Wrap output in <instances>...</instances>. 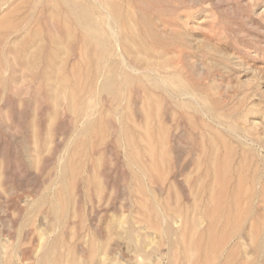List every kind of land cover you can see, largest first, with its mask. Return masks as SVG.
<instances>
[{
  "label": "rangeland",
  "instance_id": "374dc122",
  "mask_svg": "<svg viewBox=\"0 0 264 264\" xmlns=\"http://www.w3.org/2000/svg\"><path fill=\"white\" fill-rule=\"evenodd\" d=\"M100 1L0 0V264H264V0Z\"/></svg>",
  "mask_w": 264,
  "mask_h": 264
},
{
  "label": "bare ground",
  "instance_id": "6f19581e",
  "mask_svg": "<svg viewBox=\"0 0 264 264\" xmlns=\"http://www.w3.org/2000/svg\"><path fill=\"white\" fill-rule=\"evenodd\" d=\"M57 3H58V5L62 8L61 10H63L64 11V13H65V15H67L70 19H71V21H72V23H73V25L76 27V29H77V31L79 30V32H81L84 36H86V37H88V38H90V39H92V40H95V42L97 43V45H98V47L100 48V49H106V51H107V48L108 49H111V50H113L112 49V44L114 45V47L113 48H115V46H116V48H117V51H116V53L118 52V54H121V52L123 51H121V49L119 48V41H118V37L115 35V28L114 29H112L111 27H110V23H105L106 25H107V27L105 26V29H104V27H101V26H103V25H101L102 23L100 22V17L98 18L99 19V21L97 20V18H95V13H96V10L94 9V7L92 6V5H88V3L86 2V0H55ZM91 1H93V0H91ZM104 3H105V6H106V9L111 13V15L113 16V18L115 17L116 19H117V17L118 18H120L121 19V16L119 15V13L117 12V9L113 6V4L111 3V0H102ZM102 1H100V2H102ZM98 2V1H97ZM99 2V3H100ZM92 4V3H91ZM94 4V3H93ZM95 5H96V0H95ZM94 5V6H95ZM100 6V5H99ZM117 7H119V6H117ZM99 8H97V10H98ZM100 10H102L101 8H100ZM104 11H106V10H104ZM98 12V11H97ZM100 13V12H99ZM109 13V14H110ZM102 14V13H101ZM105 14V15H104ZM104 14H102L101 16H107L106 15V12L104 13ZM96 15H100V14H96ZM110 15V16H111ZM97 17V16H96ZM123 17V16H122ZM106 18H110L111 20H112V18L111 17H106ZM105 18V19H106ZM102 19V18H101ZM56 20V19H55ZM107 21V20H106ZM101 24H100V23ZM103 22V21H102ZM109 22H110V20H109ZM114 22V21H113ZM117 25V24H116ZM1 27V26H0ZM9 26H7V28H8ZM6 28V29H7ZM107 28V29H106ZM117 28V27H116ZM9 29V28H8ZM7 29V30H8ZM11 29H12V27H11ZM62 30V29H61ZM67 31V30H66ZM119 31V30H118ZM65 32V31H64ZM119 33V32H118ZM117 34V33H116ZM123 37V36H122ZM134 37H136V36H134ZM118 38V39H117ZM121 45H122V43H121ZM128 46V45H127ZM13 48V47H12ZM115 48V49H116ZM126 48V47H125ZM130 49H131V47H130ZM18 50V49H17ZM126 50H127V48H126ZM41 51V50H40ZM39 53V52H38ZM123 53V52H122ZM115 55V54H114ZM123 55V54H122ZM122 55H120V56H122ZM49 56V55H48ZM125 56H128V55H125ZM47 57V56H46ZM51 57V56H50ZM123 57H124V55H123ZM37 58V57H36ZM127 57H125V59H126ZM47 59H48V57H47ZM121 59H123V58H121ZM130 59V58H129ZM127 60V59H126ZM145 60V59H144ZM39 61V60H38ZM41 61H42V59H41ZM40 61V62H41ZM123 61H124V59H123ZM143 61V60H142ZM141 61V62H142ZM39 62V63H40ZM32 63V62H31ZM45 63V62H44ZM127 63H128V61H127ZM129 63H130V61H129ZM137 62H134V64H136ZM146 63H147V61H146ZM52 64V63H51ZM122 64H123V62H122ZM121 64V65H122ZM126 63H125V61H124V65H125ZM132 64V63H131ZM133 64V65H134ZM137 64H139V62L137 63ZM32 65V64H31ZM36 65V64H35ZM123 65V66H124ZM127 65V64H126ZM48 66V64L46 65V67ZM128 66V65H127ZM32 67H34V65H32ZM137 67H141L140 65L138 66L137 65ZM47 68H51V66H49V67H47ZM126 68H130V67H126ZM133 68H135V67H133ZM133 68H131V71L133 72ZM136 70H138V68H135ZM129 71H130V69H129ZM130 71V72H131ZM125 72V74L123 75V73ZM124 72H122V77H123V79H124V81H126L124 84L125 85H129L130 83V77H132V74H128V71H124ZM127 72V73H126ZM134 73V72H133ZM107 75H105V77L104 78H102L103 80L101 81V85H100V87H101V90H103L104 92H106L107 90H112V88H114V86H115V80H113L114 78H113V75H115V74H108V73H106ZM102 75V74H101ZM100 75V77H102ZM121 75H119V76H121ZM134 76V75H133ZM122 77H120V78H122ZM134 77H136V76H134ZM136 79V78H135ZM99 80H100V78H99ZM122 80V79H121ZM131 80H133V79H131ZM136 80H138V79H136ZM127 81H129L128 83L129 84H127ZM136 82V81H135ZM138 82H139V80H138ZM98 83H99V81H98ZM97 85V84H96ZM98 87V86H97ZM111 90L109 91V92H111ZM73 98V97H72ZM72 101V100H71ZM73 102V101H72ZM71 102V103H72ZM73 105V104H72ZM218 154V153H217ZM211 156H212V153L210 154ZM213 155H214V153H213ZM211 156H210V159H211ZM217 158V157H216ZM213 159V158H212ZM219 160V159H218ZM225 162H229V161H226L225 159H223ZM229 160V159H228ZM221 162L222 164L224 163V164H226L225 162ZM216 163H218V161H216ZM221 163H220V165H221ZM224 164L223 165H221V169H222V167H224ZM230 164V162L228 163V165ZM220 165H218V166H220ZM242 165V164H241ZM213 166V165H212ZM230 166V165H229ZM216 167H217V165H216ZM225 167H226V165H225ZM243 167V166H242ZM218 168V167H217ZM215 170H217V171H219V169H215ZM262 170V169H261ZM222 172V171H221ZM226 173V171H223V173H222V175L220 174V173H217V174H215V176L216 175H218V174H220L221 175V178L225 175V173ZM264 173V172H263ZM224 174V175H223ZM220 175H218V180L220 179L219 178V176ZM256 175V172H255V174H254V176H253V178L254 177H256L255 176ZM228 177V176H227ZM238 177H239V174H238ZM242 177V176H241ZM246 177V176H245ZM250 177V176H249ZM226 178V177H225ZM224 178V179H225ZM237 178V177H236ZM252 178V177H251ZM222 180H223V178H222ZM229 180V179H228ZM264 180V179H263ZM220 181V180H219ZM236 181V180H235ZM252 181V180H251ZM241 183L243 182H245L244 180L242 181H240ZM255 182V181H254ZM217 183H219L218 181H217ZM222 183V186L224 185V183H223V181H221L220 182V184ZM226 183V182H225ZM243 183L241 184V186H243ZM247 183V182H246ZM239 184V183H238ZM248 184H249V182H248ZM256 184V183H255ZM222 186H219L220 188H223ZM218 187V188H219ZM225 187V186H224ZM251 187H254V186H251ZM264 187V186H263ZM213 189H214V187H213ZM224 189V188H223ZM253 189V188H252ZM238 191H240V190H238ZM248 191H250V189H247L246 190V192H248ZM220 192V191H219ZM233 193V192H232ZM238 194H240L239 192H237ZM253 193V192H252ZM234 194V193H233ZM222 195V194H221ZM223 195H224V193H223ZM235 195H237V194H235ZM234 195V196H235ZM262 197H263V194H262V191H261V194H260ZM250 196V198H251V195H249ZM217 198H219V197H217ZM237 198H239V197H237V196H235V199H237ZM249 198V197H248ZM247 198V199H248ZM216 199V198H215ZM220 199V198H219ZM218 199V200H219ZM222 199H223V197H222ZM222 199H220L221 201H222ZM246 199V200H247ZM219 200V201H220ZM239 201H240V199H238ZM219 201H217L216 200V202L215 203H221V201L219 202ZM233 201H234V198H233ZM249 201V200H248ZM235 202H236V200H235ZM234 202V204H236V205H238V203H235ZM238 202V201H237ZM219 204H218V206H219ZM221 205V204H220ZM218 206H217V208H218ZM221 206H223V204L221 205ZM227 207H229V206H227ZM237 207V206H236ZM214 208H216L215 206H214ZM217 208H216V210H217ZM230 209V207L228 208V213H229V210ZM234 209H236V208H234ZM238 209V208H237ZM235 210L236 212L238 211V210ZM234 211V212H235ZM248 212H249V209L247 210ZM214 212H215V214H216V211L214 210ZM223 212V211H222ZM235 212V213H236ZM231 213V212H230ZM229 213V214H230ZM234 213V214H235ZM241 213V212H240ZM214 214V215H215ZM228 214V215H229ZM238 214V213H237ZM223 215V214H222ZM222 215H221V217H222ZM227 215V214H226ZM241 215H243V213H241L240 214V216ZM245 215H247L246 213H245ZM235 216V218H236V215H234ZM212 217V216H211ZM210 217V218H211ZM220 217V216H219ZM218 217V218H219ZM230 217V216H229ZM238 217H239V214H238ZM226 218H227V216H226ZM212 219V218H211ZM232 219V218H231ZM234 219V218H233ZM239 219V218H238ZM238 219L236 218V222L238 221ZM213 220V219H212ZM230 220V219H229ZM235 220V219H234ZM214 221V220H213ZM221 221V220H220ZM230 222V221H229ZM235 222V223H236ZM215 223V222H214ZM233 223V222H232ZM226 223H225V221H224V225H225ZM237 224V223H236ZM239 224H240V222H239ZM228 225V224H227ZM226 226V225H225ZM233 227V226H232ZM238 227H240V225L238 226ZM217 228V227H216ZM216 230V229H215ZM233 230H234V228H233ZM232 230V231H233ZM235 230H238L237 228H235ZM212 231V230H211ZM231 231V232H232ZM223 233H224V230L222 231ZM221 232V233H222ZM225 233H226V231H225ZM202 236V235H201ZM207 236H208V232H207ZM219 236H220V234H219ZM220 239L219 240H221L222 238H221V236L219 237ZM55 241V240H54ZM58 241L56 240V243H57ZM219 243H220V241H219ZM200 244H201V242H200ZM46 245H47V243H46ZM49 245V244H48ZM51 245V244H50ZM54 246V245H53ZM45 248V247H44ZM44 248H43V250H44ZM48 248V247H47ZM55 248V247H54ZM257 248V247H256ZM259 248V247H258ZM52 249V248H51ZM259 250V249H258ZM45 251V250H44ZM257 251V250H256ZM52 252V251H51ZM196 254V253H195ZM197 255V254H196ZM195 255V256H196ZM201 255V254H200ZM43 256V255H42ZM44 256H46V255H44ZM194 256V257H195ZM47 257H48V255H47ZM47 257H45V259H47ZM193 257V258H194ZM41 258V257H40ZM228 259H229V256H228ZM234 259H237V258H234ZM42 260H44L43 258H42ZM230 260V259H229ZM47 261V260H46ZM227 261L228 260H226V263H227ZM45 262V261H44ZM231 262V261H230ZM233 262H234V260H233ZM228 264V263H227ZM251 264H252V262H251Z\"/></svg>",
  "mask_w": 264,
  "mask_h": 264
}]
</instances>
